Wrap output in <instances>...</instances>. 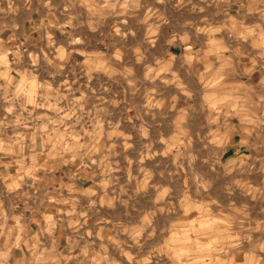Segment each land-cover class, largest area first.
<instances>
[{"label":"crops","instance_id":"0c3cea01","mask_svg":"<svg viewBox=\"0 0 264 264\" xmlns=\"http://www.w3.org/2000/svg\"><path fill=\"white\" fill-rule=\"evenodd\" d=\"M201 9L207 32L264 30V0H0V264H176L160 166L183 118L206 167L221 142L264 186V39L200 34Z\"/></svg>","mask_w":264,"mask_h":264},{"label":"rangeland","instance_id":"374dc122","mask_svg":"<svg viewBox=\"0 0 264 264\" xmlns=\"http://www.w3.org/2000/svg\"><path fill=\"white\" fill-rule=\"evenodd\" d=\"M120 1L126 5V1L130 0ZM197 2L202 7L206 0ZM200 11L202 13L199 14L198 24L200 28L203 27L198 30L200 34L209 33L215 38H221L225 33L226 36L230 34L231 38L253 39L254 36H262L264 39L262 29L241 31L239 36V31L234 29L228 31L217 28L207 32L204 26L207 19L211 22L212 17L206 18L205 9ZM223 20L227 21L222 14L214 16V21ZM229 21L234 23L237 19L231 18ZM171 81L167 79V85H171ZM175 81L182 84L184 91L183 79L176 78ZM188 96V93H183L181 101H188ZM179 112L188 114L189 111ZM174 113L168 110L166 119L171 120ZM182 125V128L178 126L177 135L173 133V126L167 125L165 152L161 154L165 157L160 167L165 171L164 211L167 227L173 228V220L176 219V228L181 231V237H171L169 242L171 245H180V248L173 250L167 244V256H171L176 264H264V186L254 190L247 183L244 188L243 180L237 172V161L230 164L219 161L221 142L213 143L210 152L214 161L206 167L205 162L196 157V144L189 137L188 119L183 118ZM110 132V128L102 127L103 135ZM110 138L107 136V139L101 141L103 182L113 178L110 173L113 168V139ZM156 146V142L149 144L148 160L151 166L154 155H157L154 152ZM106 187L107 184L100 185L101 192L113 195V190ZM178 198H181V203L175 205L173 199Z\"/></svg>","mask_w":264,"mask_h":264}]
</instances>
